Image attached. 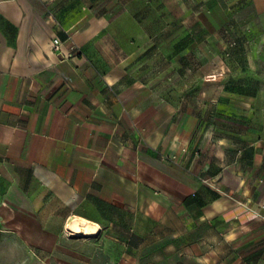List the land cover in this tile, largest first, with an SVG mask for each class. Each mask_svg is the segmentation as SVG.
Segmentation results:
<instances>
[{"label": "crops", "instance_id": "1", "mask_svg": "<svg viewBox=\"0 0 264 264\" xmlns=\"http://www.w3.org/2000/svg\"><path fill=\"white\" fill-rule=\"evenodd\" d=\"M42 1L0 0L7 264H264V0Z\"/></svg>", "mask_w": 264, "mask_h": 264}, {"label": "rangeland", "instance_id": "2", "mask_svg": "<svg viewBox=\"0 0 264 264\" xmlns=\"http://www.w3.org/2000/svg\"><path fill=\"white\" fill-rule=\"evenodd\" d=\"M156 34H157V32H151V35H152L151 41H156L157 40L156 39L157 37H155ZM156 51H157L156 48L152 49V54L154 52H156ZM203 52H204V55H205V52H206L205 49H200V55ZM218 52H220L219 54H221L222 53V49H220V51H218ZM188 60L190 61V58H188ZM186 66H188L189 69L191 68V66H193L194 70H196V68H198L199 71L202 72V73H204L206 71V69H207V65L206 64H201V63H199L198 67H197V64L196 65L195 64H193V65L187 64ZM158 67H159L158 61L154 60L151 63L152 72L157 71ZM219 68L221 69V65L215 64L216 72L219 70ZM200 82L203 84L204 87L206 86L204 80H200ZM184 100H186V98H184ZM199 103H200L199 104L200 105L199 117L201 119H205V114H206V111H207L206 110V101L201 99ZM249 130H250L251 133L264 134V128L263 127H259L258 128L257 126H253L252 128H249ZM201 148L204 150L206 148V143L202 142V144H200V149ZM14 249H15V244L13 245L12 243H10L9 240H5V239H1L0 238V264H7L5 258L10 259V255H11L10 251H12ZM5 253L8 256H6Z\"/></svg>", "mask_w": 264, "mask_h": 264}, {"label": "built area", "instance_id": "3", "mask_svg": "<svg viewBox=\"0 0 264 264\" xmlns=\"http://www.w3.org/2000/svg\"><path fill=\"white\" fill-rule=\"evenodd\" d=\"M39 1L43 3L42 0H39ZM47 15H48L49 18H51L61 28V30L65 34V39L64 40L68 43V51H67V54H66L67 58L72 57L76 52L81 54L82 51H81L80 47L73 40L71 33L69 31L63 29L59 25V23H58L57 19L54 17V15H52L49 11H47ZM52 43H53V48L58 50L60 45H61V43H62V41L60 39H58L57 37H55V38H53Z\"/></svg>", "mask_w": 264, "mask_h": 264}]
</instances>
